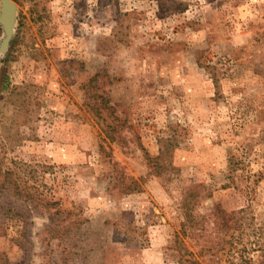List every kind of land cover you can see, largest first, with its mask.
Here are the masks:
<instances>
[{
    "label": "rangeland",
    "instance_id": "rangeland-1",
    "mask_svg": "<svg viewBox=\"0 0 264 264\" xmlns=\"http://www.w3.org/2000/svg\"><path fill=\"white\" fill-rule=\"evenodd\" d=\"M8 1L0 263L264 264V0Z\"/></svg>",
    "mask_w": 264,
    "mask_h": 264
},
{
    "label": "trees",
    "instance_id": "trees-1",
    "mask_svg": "<svg viewBox=\"0 0 264 264\" xmlns=\"http://www.w3.org/2000/svg\"><path fill=\"white\" fill-rule=\"evenodd\" d=\"M164 155H165L164 148H160L159 152H158V154L156 156L149 157L147 154H145V157H147L148 162H155L159 158L163 157ZM153 171H155L153 173H156L157 170L153 169ZM12 185H13L12 189H14V190L11 189V191H13L11 193L14 194L16 197H18L19 199H21L23 201H27L30 198L33 207L38 204L37 199L36 198H32V195H34V194H31L28 191L22 192L21 190H18V184L15 183V182H13ZM3 187H4L3 186V182H1L0 183V193L3 191ZM138 189H139L138 182H137V180H135L133 178H130L127 183L123 184V192H125V193H128L130 191H135V190H138ZM55 202H56L55 200L50 199V200H46L44 203L45 204L47 203V205L53 206V205L56 204ZM58 212H60L59 208H56L54 213H58ZM17 214H19V213H17ZM18 216H20V214ZM4 217L5 216L2 215V219L0 220V229H1L0 230V235H3L5 233V230H4L5 228H4V224H3L4 223V221H3ZM0 264H5V263L1 262Z\"/></svg>",
    "mask_w": 264,
    "mask_h": 264
},
{
    "label": "water",
    "instance_id": "water-1",
    "mask_svg": "<svg viewBox=\"0 0 264 264\" xmlns=\"http://www.w3.org/2000/svg\"><path fill=\"white\" fill-rule=\"evenodd\" d=\"M11 3L8 0H0V21L6 26H11Z\"/></svg>",
    "mask_w": 264,
    "mask_h": 264
}]
</instances>
